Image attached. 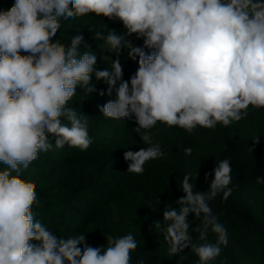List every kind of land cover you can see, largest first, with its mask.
Returning <instances> with one entry per match:
<instances>
[{
  "label": "clouds",
  "instance_id": "obj_1",
  "mask_svg": "<svg viewBox=\"0 0 264 264\" xmlns=\"http://www.w3.org/2000/svg\"><path fill=\"white\" fill-rule=\"evenodd\" d=\"M90 14L119 20L125 29L118 34L105 24L106 32L95 33L110 54L111 67L104 70L95 69V53L81 52V45L89 47L82 35L67 47L53 42L62 20ZM133 34L143 38V47L131 43ZM125 49L138 63L130 80L123 79L119 59ZM93 76L104 81L108 95L115 91L116 99L100 107L105 117H135L134 131L148 147L126 151L124 159L128 172L142 174L146 162L164 155L150 133L158 122L191 133L197 126L239 122L249 106L264 109V0H15L0 12V264H130L138 247L132 233L108 235L102 247L89 245L83 232L58 238L35 218L36 184L23 178L40 152L90 147L87 119L67 105L77 87L96 91ZM213 172L203 193L194 191L192 173L184 175L180 207L165 208L169 256L190 248L198 264H210L227 245V229L208 201L231 195L230 161L221 160ZM256 182L264 185L259 176ZM189 214L201 220L204 243L190 238ZM209 230L217 234L215 243L207 242Z\"/></svg>",
  "mask_w": 264,
  "mask_h": 264
},
{
  "label": "trees",
  "instance_id": "obj_2",
  "mask_svg": "<svg viewBox=\"0 0 264 264\" xmlns=\"http://www.w3.org/2000/svg\"><path fill=\"white\" fill-rule=\"evenodd\" d=\"M14 3L15 0H0V12L8 11ZM61 24L53 42L58 39L67 47L74 35H82L89 47L81 45L80 50L97 55L95 69L111 67L104 41L96 40L95 33L106 32V25L109 30L123 33L122 22L90 14L62 20ZM128 39L134 46L143 47L142 37L133 34ZM111 58L117 57L113 54ZM119 59L123 79L130 80L138 69L137 61L129 59L127 49ZM91 83L95 84V92L77 87L67 105L87 119L90 147L81 151L68 145L60 149L53 146L48 152H40L23 172L25 180L36 184L39 207L33 206L35 218L58 238L83 232L93 247L104 246L108 235L132 233L138 247L130 254V264L140 260L144 264H198V257L190 248L169 256L162 231L163 213L168 205L180 207L176 201L185 195L180 189L184 175L192 173L195 192H206L215 166L228 159L232 168L228 187L232 193L224 199L221 192L208 201L213 214L227 229L228 243L221 245V255L210 264H264V185L256 182V176L264 179V109L249 106L248 115L239 122L229 126L218 123L211 129L197 126L191 133L158 122L150 133L164 155L146 162L144 172L135 174L127 171L129 162L124 153L148 147L134 131L138 127L136 119L105 117L100 107L116 99L115 91L108 95L107 85L95 76ZM102 91L104 95H100ZM49 140L55 144L53 135L49 134ZM189 147L192 154L186 155ZM4 167L0 163V170ZM186 219L192 241L197 245L204 243L197 231L201 220L193 214ZM207 235V242H216L217 234L209 230Z\"/></svg>",
  "mask_w": 264,
  "mask_h": 264
}]
</instances>
